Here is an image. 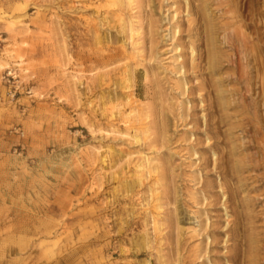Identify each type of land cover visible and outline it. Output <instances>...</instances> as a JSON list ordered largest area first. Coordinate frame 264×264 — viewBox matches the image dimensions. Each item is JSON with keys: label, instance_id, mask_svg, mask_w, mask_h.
Segmentation results:
<instances>
[{"label": "rangeland", "instance_id": "rangeland-1", "mask_svg": "<svg viewBox=\"0 0 264 264\" xmlns=\"http://www.w3.org/2000/svg\"><path fill=\"white\" fill-rule=\"evenodd\" d=\"M0 264H264V0H0Z\"/></svg>", "mask_w": 264, "mask_h": 264}]
</instances>
